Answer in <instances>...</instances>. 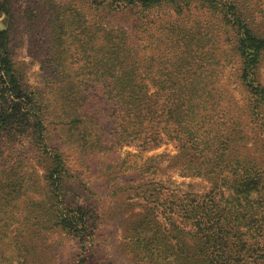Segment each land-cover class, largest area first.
Instances as JSON below:
<instances>
[{
	"label": "trees",
	"instance_id": "trees-1",
	"mask_svg": "<svg viewBox=\"0 0 264 264\" xmlns=\"http://www.w3.org/2000/svg\"><path fill=\"white\" fill-rule=\"evenodd\" d=\"M16 1L0 0V157L25 141L37 153L0 172V264H32L28 246L47 231L72 245L68 264H91L96 216L77 201L91 190L61 151H148L165 141L164 118L213 189L175 196L166 223L156 206L167 199L153 194L144 219L128 221L131 261L264 264V219L242 216L264 199L263 0H28L19 15ZM21 24L42 58L36 86L14 57ZM231 64L241 100L225 83Z\"/></svg>",
	"mask_w": 264,
	"mask_h": 264
},
{
	"label": "rangeland",
	"instance_id": "rangeland-1",
	"mask_svg": "<svg viewBox=\"0 0 264 264\" xmlns=\"http://www.w3.org/2000/svg\"><path fill=\"white\" fill-rule=\"evenodd\" d=\"M27 1L17 0L14 3L18 15L24 8L29 7ZM56 1L68 3L72 0ZM22 27L23 24H21L20 29ZM260 30L262 32L264 27L261 26ZM13 50L15 60L25 75L27 84L36 86L44 73L42 58L31 49L27 33L22 29L17 32ZM233 69L234 65L231 64L227 69L228 75L225 83L237 99L241 100L242 89L233 79ZM108 121L105 125L110 129L112 123L110 120ZM160 128L164 132L163 139L165 141L148 151H143L139 147L141 141L130 146H124L116 152L92 156H81L68 149L61 151L64 153L70 173L78 177L83 185L85 184L91 190L85 191L77 199L82 205H90L94 211V216H96L98 236L96 248L91 252V264H135L131 261L128 250L124 246V235L130 231L129 228L131 229V226L127 227L131 218L136 219V214H142L143 216L139 220L144 219V215L146 216L149 210L154 207L152 201L155 198H153V194L167 199L164 206H156L160 219L166 223V218L172 215L169 208L171 203L176 201L175 196H202L212 191L211 181L208 180L210 176H198L196 173H191L194 171L188 169L190 166L189 154L183 152V145L179 141V137L173 133L175 127L172 123L164 118L160 123ZM168 133L172 135L168 137L166 135ZM52 137V144H50L53 149L62 146V140L57 132L53 131ZM250 147L252 148V144ZM36 153V151H31L29 141L15 146L12 151L7 153L8 158L0 157V172L3 169L7 170L19 158L26 157L23 154L31 156ZM33 158L29 164L40 175L44 174L43 161L45 158L42 157L41 162L39 158ZM195 162L196 160L193 162V167ZM158 191L161 193H157ZM260 196L258 194L253 195L252 199L255 201L253 210L242 211V216L259 217L258 222L260 219H264V205L260 207L261 203L264 204V199L263 197L259 199ZM239 202L241 209L246 200H239ZM255 208L258 210H254ZM262 211L263 213H261ZM258 212L259 214H257ZM259 224L264 228L262 222ZM61 238L63 237L60 233L48 231L37 237L28 246L29 251L33 253L30 263L68 264L66 249L72 245Z\"/></svg>",
	"mask_w": 264,
	"mask_h": 264
}]
</instances>
